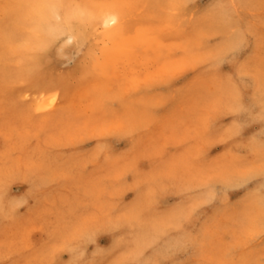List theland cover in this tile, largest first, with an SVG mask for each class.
Wrapping results in <instances>:
<instances>
[{
  "label": "rangeland",
  "instance_id": "rangeland-1",
  "mask_svg": "<svg viewBox=\"0 0 264 264\" xmlns=\"http://www.w3.org/2000/svg\"><path fill=\"white\" fill-rule=\"evenodd\" d=\"M39 1L0 0V264H264V0H118L60 66L107 45L112 77L45 108Z\"/></svg>",
  "mask_w": 264,
  "mask_h": 264
},
{
  "label": "bare ground",
  "instance_id": "bare-ground-1",
  "mask_svg": "<svg viewBox=\"0 0 264 264\" xmlns=\"http://www.w3.org/2000/svg\"><path fill=\"white\" fill-rule=\"evenodd\" d=\"M89 1L90 0H40L39 3L36 4L34 44L29 48V52H32L26 61L27 67L25 73H28V76L30 75L28 78H32V80H30L32 81V88L39 90L44 97L46 96L45 99L42 100L44 108L54 106L56 101L55 89L65 86L62 84L63 77L67 80L69 77H75V75L78 76V74H80L81 80H79V82H83L84 78L90 75L89 73H91V71L94 72L93 70L96 69L97 74L100 76L99 81H101V77L111 78L112 76H109V74H112V71L115 70L113 69L111 71V65L109 64L110 48L107 45H105L101 53L104 58L102 66L99 64L97 58L90 57L89 67L84 66L81 68V65L74 61V65L70 70L63 71L60 69L62 65L61 58L69 52V49L71 51L75 48L80 41H87L88 38H94V40L99 41L101 38H124L126 36V22L119 13L121 9L119 10L118 0H96L92 3ZM75 55L73 54V57ZM128 62L131 61H127L126 64ZM49 74H52V77H48L51 76ZM44 75L47 76V78H44ZM25 79L26 78H24V80ZM42 179L40 176H37L34 183L37 185L44 180ZM4 193L5 191H2V194ZM12 202V200L7 198H3L2 200L0 197V215L5 216L12 211Z\"/></svg>",
  "mask_w": 264,
  "mask_h": 264
}]
</instances>
